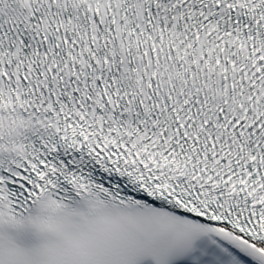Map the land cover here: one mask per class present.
<instances>
[{
	"label": "snow or ice",
	"instance_id": "1",
	"mask_svg": "<svg viewBox=\"0 0 264 264\" xmlns=\"http://www.w3.org/2000/svg\"><path fill=\"white\" fill-rule=\"evenodd\" d=\"M0 264H264V0H0Z\"/></svg>",
	"mask_w": 264,
	"mask_h": 264
}]
</instances>
